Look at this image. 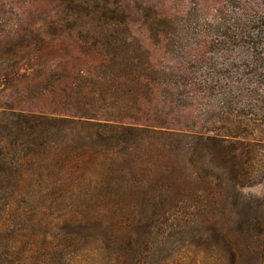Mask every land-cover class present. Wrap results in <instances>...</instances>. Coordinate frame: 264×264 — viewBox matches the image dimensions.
<instances>
[{
	"label": "trees",
	"instance_id": "1",
	"mask_svg": "<svg viewBox=\"0 0 264 264\" xmlns=\"http://www.w3.org/2000/svg\"><path fill=\"white\" fill-rule=\"evenodd\" d=\"M57 1L81 50L96 51L104 60L89 75L79 72L65 89L58 103L63 111L0 106V205L53 198L119 215L62 225L76 252L106 250L109 264H148L153 254L170 256L169 249L185 245L218 252L220 264H264V193L238 191L264 184V144L167 127L141 100L150 98L152 85L169 84L178 91L172 102L184 107L198 81L153 68L148 52L130 35L123 0ZM176 19L156 17L151 30L164 33ZM238 29L218 34L238 45L251 37L244 25ZM22 46L12 45L13 55ZM199 82L205 93L224 92L238 102L244 97L218 77ZM226 205L232 220L222 216ZM171 239L174 247L167 244ZM158 257L157 264L167 258Z\"/></svg>",
	"mask_w": 264,
	"mask_h": 264
},
{
	"label": "rangeland",
	"instance_id": "2",
	"mask_svg": "<svg viewBox=\"0 0 264 264\" xmlns=\"http://www.w3.org/2000/svg\"><path fill=\"white\" fill-rule=\"evenodd\" d=\"M123 6L130 35L148 52L154 69L184 74L197 84L204 77H218L228 84V90L244 95L238 102L224 92L205 93L191 84L189 104L182 107L172 102L177 90L169 84H155L150 98L141 100L145 111L167 122L170 129L187 127L264 144V0H123ZM67 17L57 0H0L1 107L49 114L61 111L62 104L58 103L79 72L89 75L104 60L96 51L81 50L63 21ZM156 17L177 19L167 25L166 32L159 33L150 26ZM242 25L251 37L238 45L218 34L233 35ZM14 44L23 45L17 56L11 51ZM229 186L227 189L232 190ZM238 191L260 196L264 184ZM3 207L0 205V264H109L112 256L106 250L76 252L63 235L62 225L69 221H110L119 215L53 198L24 199ZM223 212L227 220L234 219L229 205ZM213 218L218 219V211ZM169 241V247L177 245L173 239ZM168 251L170 256L167 251L153 254L147 258L148 264H157L158 255L167 257L161 264H220L215 251L206 254L186 245ZM122 255L129 257V252Z\"/></svg>",
	"mask_w": 264,
	"mask_h": 264
}]
</instances>
